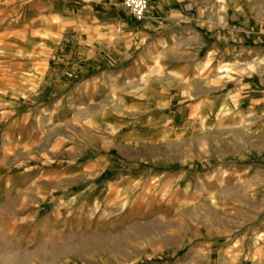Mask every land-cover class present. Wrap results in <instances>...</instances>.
Listing matches in <instances>:
<instances>
[{"label":"rangeland","instance_id":"374dc122","mask_svg":"<svg viewBox=\"0 0 264 264\" xmlns=\"http://www.w3.org/2000/svg\"><path fill=\"white\" fill-rule=\"evenodd\" d=\"M111 2L0 0V264H264V113L226 107L194 73L226 13L264 45V0H183L194 15L169 27L168 59L188 75L165 90L134 78L142 65L119 75L128 61L77 67L83 31L68 19L140 29L156 5L137 20Z\"/></svg>","mask_w":264,"mask_h":264},{"label":"crops","instance_id":"0c3cea01","mask_svg":"<svg viewBox=\"0 0 264 264\" xmlns=\"http://www.w3.org/2000/svg\"><path fill=\"white\" fill-rule=\"evenodd\" d=\"M99 1L101 2V0ZM105 1L112 4L111 0ZM182 2L183 0H155L154 11L143 21L140 29L138 25L129 22L128 18L120 17L119 15L114 16L113 14H110L108 16L109 20L107 19L104 22L99 21L98 17H93L91 21L83 20L80 15L68 19L73 27L77 29L80 27L83 31L84 39L78 48L77 67L85 73L90 67L98 68L108 63L128 61L126 69L118 71L119 75L130 69L138 68L141 65L145 66L143 71H137L134 78L143 74V78L146 76L145 81L147 83L161 84L162 90L167 89V84L170 83L171 77L185 80L188 75L185 69L187 64L171 67L170 60L168 59V52L170 50H177L181 38L179 35L167 33L169 27L179 20L189 19L186 15H194L185 11L184 8L186 6L180 5ZM109 13L111 12L106 11V14ZM197 16L201 18L202 12L201 14L198 13ZM225 20V24H219L221 26L217 24L210 28L214 31L212 36H215L216 41L209 46L202 42L198 47V52L209 50V52L213 53L208 64H205V60L197 62L199 68L195 66L194 73L195 77L198 78H195V80H203V85L207 87L206 91L211 94L216 93L214 95L216 99L219 97L218 92L223 93L220 99H224L225 101L220 103L225 104L226 107L231 104L238 106V104L246 103L247 111L258 116L264 113V45L259 43V41H263L260 38V34H258V30L260 31V29L252 25L247 15L239 19L236 14L229 16L226 13ZM234 20L238 24H233L232 21ZM37 26V29L40 30V21H38ZM114 26H119V29H121L117 37H112ZM218 26L220 29H218ZM188 34L190 35V32ZM191 37L194 39L201 38L198 33H193ZM141 39L143 41L147 40L146 46L142 44ZM250 41L256 44H253L252 47L244 44ZM140 45L142 50L144 47L147 50L144 56L145 60L138 53ZM36 50L39 53L41 52L40 47H37ZM237 50L239 52L245 51L251 55V59H244V62L252 63L250 64V66H254L252 72L240 71L241 65L245 63L242 57L239 59L235 57L234 52ZM218 52H220L218 58L222 57V61H219L215 56ZM237 56H240V54ZM36 63L38 62L33 64ZM222 64H226L231 70L221 69L220 65ZM203 67L204 69L201 70ZM76 73L75 75H78L77 71ZM90 76L98 79L93 74ZM126 80L128 81V79ZM199 98L202 99V96L199 95ZM203 100L205 101L206 99ZM223 107L219 105L218 113ZM3 137L5 138L4 146L9 148V133ZM5 190L6 188H1V191ZM1 228L2 226L0 225V233Z\"/></svg>","mask_w":264,"mask_h":264},{"label":"built area","instance_id":"2783aa9c","mask_svg":"<svg viewBox=\"0 0 264 264\" xmlns=\"http://www.w3.org/2000/svg\"><path fill=\"white\" fill-rule=\"evenodd\" d=\"M124 7L137 20H142L147 16L148 0H122Z\"/></svg>","mask_w":264,"mask_h":264}]
</instances>
